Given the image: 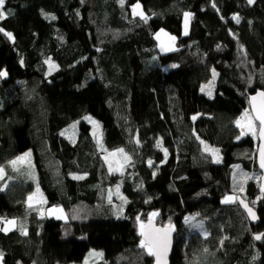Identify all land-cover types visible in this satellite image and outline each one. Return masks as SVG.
Returning a JSON list of instances; mask_svg holds the SVG:
<instances>
[{
    "label": "trees",
    "instance_id": "trees-1",
    "mask_svg": "<svg viewBox=\"0 0 264 264\" xmlns=\"http://www.w3.org/2000/svg\"><path fill=\"white\" fill-rule=\"evenodd\" d=\"M137 4L147 20L133 14ZM4 11L0 168L9 184L0 186V220L17 219L27 235L0 231V264H81L91 250L104 253L100 264H155L139 234L152 213L175 227L171 264H264L258 141L236 125L264 92V0H6ZM163 37L176 48L162 51ZM215 72L209 98L202 87ZM88 116L106 151L131 156L124 174H110ZM77 123L72 143L62 132ZM199 140L221 149L222 163ZM29 151L37 182L16 179L11 166ZM117 186L128 200L120 219L104 194ZM37 188L67 222L28 206ZM228 196L248 202L260 224Z\"/></svg>",
    "mask_w": 264,
    "mask_h": 264
},
{
    "label": "rangeland",
    "instance_id": "rangeland-1",
    "mask_svg": "<svg viewBox=\"0 0 264 264\" xmlns=\"http://www.w3.org/2000/svg\"><path fill=\"white\" fill-rule=\"evenodd\" d=\"M5 2H6V0H5ZM139 5H140V8H138L137 11L138 12L142 11L145 15V12H144L142 5L141 4H139ZM134 15L140 17L139 15H136V14H134ZM6 16H7V14H6ZM0 20H2V19H0ZM184 25H185V29L187 28V33H188L189 25H190V17L188 18L187 25H186V23ZM161 42H162V51L167 52L169 50H173L176 48V47H174V44H173L174 41L171 39H168L167 37H163ZM170 48H172V49H170ZM48 65H49L51 71H54L57 69L56 65L50 60L48 61ZM51 65H54V67H51ZM175 68L176 67H173V66H167V67H165L164 70L169 72L170 70H173ZM1 78L5 79L6 75L1 76ZM218 78H219V74L215 72L212 79L207 84L203 85L202 93L204 95H206L209 98L215 97V95H216V84L218 82ZM209 93H211V95H209ZM246 112L249 114V116H252V114L250 112H248V111H246ZM241 117L238 121H241ZM84 122L92 127L93 137L97 142V145L99 147L98 150H99L100 154L102 155L103 160L106 162L108 169H109V164L111 163L112 170L110 171V169H109L110 174H112V175L124 174L126 172V170L128 169V166L132 163L131 156L123 149V153L126 154L128 157H130V160L126 161L124 159V155L120 154V152H119L120 149L115 150V151H106L104 148V144H103V132H102L101 124L91 116L86 117L84 119ZM241 124L243 125V128L238 127V126L237 127L242 134V138H244V137H251L252 138L253 137L258 141L259 125L254 121L256 135H253L247 129L246 121H241ZM79 134H80V130H79V124L78 123L71 126L69 128V130L67 129V130L62 132V136L65 137L66 139H68L72 143H76L79 140ZM199 142H200L205 154L208 157H210L214 163H216V164L222 163L223 154H222L221 149L212 147L203 140H199ZM101 145L103 147H101ZM205 146H207L209 149L218 150V152L215 155H213V153L211 151L205 150ZM159 149L161 151H163V153H165V149L162 146V142H160V144H159ZM110 153H116V155L113 156V155H110ZM21 157H24V159L20 160ZM21 157L20 158L18 157L17 159H15L14 161H16L17 163L15 165L12 164L11 166L12 167H20V166H24V165H29L30 161L32 160V153L29 151V152L25 153L24 155H22ZM166 157H167V155H166ZM217 160H219V162H217ZM30 169L32 172V176H31L32 181L37 182V174H36V170H35L34 165H33V161H32V165L30 166ZM260 177H261V175H260ZM5 178H6V172L4 170L3 178H0L1 189H3L6 186L2 183L3 181H6ZM5 188L3 190H5ZM37 189H39V188H37ZM104 194L106 196V200H107L108 205H111L115 210V218L116 219L123 218L124 206H126L128 200L125 198L124 195H122L121 188L119 186H117V188H115V189H112V187L107 188L105 190ZM32 197H33L32 205H34V206H31V207L33 209L39 210V218L40 219H43L46 217L48 219H55L57 221H63V222H67L69 220L68 215H67L64 207H62V206H51V207H49L48 206L47 201L44 197V194L41 192L40 189H39V192L36 191V193H34ZM53 208L63 210L62 211V218H59V219L57 218V216L61 215V213H59V212L52 213L51 212V210ZM41 213H43V215H41ZM151 219L157 221L156 217H152ZM8 220H15V221H17V224L14 228H11V230H9L5 233H11L13 231H21L22 228L25 229L24 225L23 224L20 225V223L17 219H8ZM188 223L190 224V226L192 228L200 230L201 233L205 232V231L203 232V227L202 228L197 227L200 224H202L204 226V224L201 221L197 220V218H195V217L190 218ZM3 227H5V224ZM103 258H104V253L102 251L91 250L88 257L81 264H100L103 261Z\"/></svg>",
    "mask_w": 264,
    "mask_h": 264
},
{
    "label": "snow or ice",
    "instance_id": "snow-or-ice-1",
    "mask_svg": "<svg viewBox=\"0 0 264 264\" xmlns=\"http://www.w3.org/2000/svg\"><path fill=\"white\" fill-rule=\"evenodd\" d=\"M248 2L251 4L254 2V0H248ZM121 5L123 6L124 0H120ZM4 5H5V0H0V19H4L6 18V13L4 12ZM140 8V5L137 4L135 7H133V13L136 15H139L141 19L147 20V17L144 15V13L142 11H137V9ZM190 14L189 13H185V23L187 25V21L189 18ZM52 19H55V17H52ZM237 22H239V18L236 17ZM0 31H3V29H0ZM6 36H8L9 39H13L12 34L11 33H4ZM185 34H187V28L185 29ZM166 35V34H165ZM158 38V37H157ZM169 39L171 40H175V37H170ZM50 63V62H49ZM51 67H54V65H51ZM173 67H176L175 65H173ZM6 75V73H0V76ZM209 95H211V93H209ZM259 98H260V103L259 105H256L254 103L253 107L255 110V116H249V114L247 112L244 113V115L241 117V121H246L247 124V129L249 132H251L253 135H256V131H255V124L254 121H259L260 124V129H259V136L262 140H264V92L259 94ZM257 100V97H252V101L255 102ZM195 119V118H194ZM241 121H237V126L238 127H242L243 125L241 124ZM101 147H103L101 145ZM205 150L206 151H211L213 153V155H215L218 150L215 149H209L207 146H205ZM120 154L124 155V159L126 161L130 160V157H128L126 154L123 153V149L119 150ZM30 155V154H29ZM110 155L115 156L116 153H110ZM167 155V151L165 150V156ZM24 157H21L20 160H23ZM107 159V158H106ZM217 162H219V160H217ZM13 165H15L17 162L16 161H12L11 162ZM151 161H149V165L151 166ZM260 166L262 168H264V147H261L260 149ZM109 169L110 171L112 170V165L111 163L109 164ZM4 175V170L2 168H0V178H3ZM77 179H80L82 177H75ZM243 190V189H241ZM262 191H264V188H262ZM37 192H39V189H37ZM237 197L235 196H228L225 198L224 203H235L237 201ZM29 207L32 206V201H33V197H29ZM241 204H243L244 208L247 209L248 213L250 216H252L253 219H256L255 213L252 211L251 208H249V206L247 204L244 203V201H239ZM62 209H57V208H53L51 210L52 213H61V215H58L57 218H62ZM41 215H43V213H41ZM158 215V213H152V216H156ZM139 219V218H137ZM0 223H4L5 227L0 228V231H4L7 232L9 230H11V228H14L17 224V221L15 220H7V221H3L0 220ZM197 227L202 228L203 225L200 224ZM173 230L172 226L169 225L167 228H156L153 226L151 218L149 219V223L147 225H145L144 223H140V235L143 237L141 243H140V247L144 248L147 250V253L151 256H154L156 258L157 264H167V254L168 251L170 250V246H171V238H170V234L171 231ZM21 234L23 235H27L26 230L21 229ZM264 235V234H262ZM256 239H261V236L258 235L255 237ZM3 260V253L0 252V262H2Z\"/></svg>",
    "mask_w": 264,
    "mask_h": 264
},
{
    "label": "water",
    "instance_id": "water-1",
    "mask_svg": "<svg viewBox=\"0 0 264 264\" xmlns=\"http://www.w3.org/2000/svg\"><path fill=\"white\" fill-rule=\"evenodd\" d=\"M262 92L263 91H258L255 94L250 96L249 104H250V112H251L252 116H255V114H256L253 105H254V103L256 105H259V103H260L259 94ZM252 97H257V100L255 102H253ZM255 122L259 125V129H260L259 121H255ZM261 147H264V140H262L260 138L259 131H258V148H257V155H256V163H257V167L259 169L260 175H261L259 193H260V195H262L264 197V191H262V188H264V168H262L260 166V149H261ZM241 200L242 199L239 197L237 199V204L239 205L240 209L242 210V212L244 213V215L248 219L249 223L254 227L258 226L260 224V219H259L257 211L248 202L242 200L255 213L256 219H253L252 216L249 215L247 209L244 208L243 204H241L239 202ZM151 221H152L153 226L156 228H167L168 227V226L158 225L157 222L153 219H151ZM148 223H149V221L147 223H145V225H147ZM172 228H173V230L171 231V234H170L171 246H170V250L168 251V254H167V264H171V257H172V253H173V249H174L175 227L172 226ZM256 236H258V235H256ZM260 236H261V239H259V240L255 238L257 243H260L262 241V238L264 235H260ZM153 258H154L155 264H157L156 258L154 256H153Z\"/></svg>",
    "mask_w": 264,
    "mask_h": 264
},
{
    "label": "crops",
    "instance_id": "crops-1",
    "mask_svg": "<svg viewBox=\"0 0 264 264\" xmlns=\"http://www.w3.org/2000/svg\"><path fill=\"white\" fill-rule=\"evenodd\" d=\"M31 165H32V160L30 161V164L29 165H24V166H20V167H12L13 172L16 174V179L26 180V181H32V177H31L32 176V172H31V169H30V166ZM8 184H9V181H6L5 184H4V185H6L5 186L6 188L8 187ZM6 188H5V190H6ZM36 191H35V193H36ZM30 196L32 197L33 194L30 195ZM28 206H29V200H28ZM32 206H34V205H32Z\"/></svg>",
    "mask_w": 264,
    "mask_h": 264
},
{
    "label": "bare ground",
    "instance_id": "bare-ground-1",
    "mask_svg": "<svg viewBox=\"0 0 264 264\" xmlns=\"http://www.w3.org/2000/svg\"><path fill=\"white\" fill-rule=\"evenodd\" d=\"M68 130H69V128H68ZM251 225V224H250ZM252 226V225H251Z\"/></svg>",
    "mask_w": 264,
    "mask_h": 264
}]
</instances>
